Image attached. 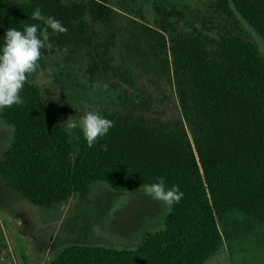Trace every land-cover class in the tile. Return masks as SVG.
<instances>
[{
  "label": "trees",
  "instance_id": "1",
  "mask_svg": "<svg viewBox=\"0 0 264 264\" xmlns=\"http://www.w3.org/2000/svg\"><path fill=\"white\" fill-rule=\"evenodd\" d=\"M219 5L264 40V0H219ZM36 7L67 28L64 33L49 29L48 43L58 49L85 42V12L102 23L112 14L103 0H89L87 7L60 0H0V42L8 28L43 26L31 18ZM152 7L161 30L155 40L170 63L183 121L167 128L115 123L91 148L76 130L80 140L71 160L67 135L31 83L43 68L42 57L20 92L21 102L0 111L13 127L0 176L36 206L53 209L72 194L85 197L97 181L125 193L163 176L166 186L178 185L184 193L171 206L164 229L147 234L135 249L66 245L48 264H204L221 241L218 216L234 210L264 224V59L259 49L240 31L211 36L172 21L178 15L174 7L165 9L157 0Z\"/></svg>",
  "mask_w": 264,
  "mask_h": 264
},
{
  "label": "rangeland",
  "instance_id": "2",
  "mask_svg": "<svg viewBox=\"0 0 264 264\" xmlns=\"http://www.w3.org/2000/svg\"><path fill=\"white\" fill-rule=\"evenodd\" d=\"M60 1L86 7L89 2ZM103 1L112 10L111 19L102 23L85 12V42L62 49L46 42L41 49L43 68L31 83L55 122L65 132L69 116L93 109L113 124L142 122L167 128L183 121L170 63L155 40L161 30L152 0ZM157 2L176 9L178 15L171 20L181 27H195L215 37L240 31L264 59V40L238 14L226 16L219 0ZM76 130L71 136L65 133L71 160L79 146ZM12 138V125L0 118V159ZM142 188L118 193L97 181L87 196L72 194L67 202L49 209L30 203L0 176V264H48L64 246L73 244L135 249L147 234L164 229L171 212L161 201L144 195ZM217 223L221 241L204 264H264V224L234 210L218 216Z\"/></svg>",
  "mask_w": 264,
  "mask_h": 264
},
{
  "label": "clouds",
  "instance_id": "3",
  "mask_svg": "<svg viewBox=\"0 0 264 264\" xmlns=\"http://www.w3.org/2000/svg\"><path fill=\"white\" fill-rule=\"evenodd\" d=\"M31 18L42 22L43 26L33 23L23 26L22 30L8 28L0 42V111L21 102L20 92L28 75L39 68L41 49H45L46 42L49 41V29L52 33L67 31L60 20L45 16L39 7L32 11ZM69 117L65 120V133L71 136L74 130L79 129L89 148L98 142V138L105 137L113 126L112 120L94 109L85 111L78 117ZM100 147L107 151L106 144H101ZM141 191L151 199L161 201L168 208L179 203L184 196L178 185L166 186L163 176L144 184Z\"/></svg>",
  "mask_w": 264,
  "mask_h": 264
}]
</instances>
